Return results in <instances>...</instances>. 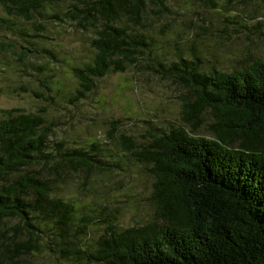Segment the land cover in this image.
Instances as JSON below:
<instances>
[{
  "label": "trees",
  "instance_id": "obj_1",
  "mask_svg": "<svg viewBox=\"0 0 264 264\" xmlns=\"http://www.w3.org/2000/svg\"><path fill=\"white\" fill-rule=\"evenodd\" d=\"M220 1L224 25L215 30L238 33L236 4ZM168 3L0 0V30L9 19H20L33 37L53 19L80 31L91 59L72 68L71 104L109 72L129 68L184 87L190 98L184 106L192 107L183 111L186 122L199 125L203 112L213 116L207 137L182 125L154 126L139 144L132 137L126 146L89 137L64 149L45 118L44 106L57 104L64 94H55L65 90L50 70L54 58L46 47L45 63L32 67L41 86L36 110L0 111V264H24L47 251L74 264H264V58L248 53L222 69L201 62L200 51L183 55L180 45L200 43L213 24L200 17L190 27H171ZM122 162L151 177L153 213L140 225L123 226L114 215L123 205L110 204L113 197L100 194L93 181L97 172ZM89 197L110 205L82 200Z\"/></svg>",
  "mask_w": 264,
  "mask_h": 264
},
{
  "label": "rangeland",
  "instance_id": "obj_2",
  "mask_svg": "<svg viewBox=\"0 0 264 264\" xmlns=\"http://www.w3.org/2000/svg\"><path fill=\"white\" fill-rule=\"evenodd\" d=\"M230 1L236 4V12L239 13L235 18L239 32L232 35L215 30H223L224 18L220 15L224 9L223 1L202 0L190 5V0H171L167 4L171 27H190L192 19L200 17L213 24L206 33H201L200 43L180 45L184 50L183 55L190 57L192 53L200 51V55H197L201 62L222 69L231 67L248 53L264 58V0ZM167 13L163 11V14ZM22 24L20 19H9L6 24H1L0 43L8 52L0 49V111L21 108L32 112L38 106L39 98L35 93H41V86L32 76V67L45 63L47 55L44 49L47 47L54 58L50 70H55V76L61 77L65 90L64 97L57 104L44 106L45 118L48 124H54L51 134L63 144L64 149L80 147L89 137L97 141L115 138L124 146L130 143L132 137L135 138L134 144H139L145 141V129L151 130L154 126L182 125L189 133L194 131L196 135L209 136L208 125L213 122L210 111L202 113L199 125L193 119L188 122L184 120L183 111H192L191 106H184L190 100L184 87L139 75L129 68L124 73L109 72L95 82L87 96L71 104L68 92L75 90L72 68L80 66V59L88 58L90 52L78 36L80 31L71 24L50 19L46 30L38 31L31 37L21 28ZM218 35L222 37L218 38ZM169 54L175 60L177 54L174 46H170ZM26 70H30V73L23 75ZM109 147L110 153H113L115 146ZM150 180L147 171L139 166L131 168L123 162L117 168H105L93 176V181L99 183V193L113 197L109 199L110 204L119 200L123 205L120 216L112 212L123 226L143 224L152 216L153 208L148 201L152 192ZM69 190L75 193L74 188L70 187ZM92 199L103 206L110 205L99 197L82 200L90 202ZM64 262L74 264L58 251H47L43 255L25 259L24 264Z\"/></svg>",
  "mask_w": 264,
  "mask_h": 264
},
{
  "label": "bare ground",
  "instance_id": "obj_3",
  "mask_svg": "<svg viewBox=\"0 0 264 264\" xmlns=\"http://www.w3.org/2000/svg\"><path fill=\"white\" fill-rule=\"evenodd\" d=\"M59 94H64V90H62V91H58L56 94H55V96H57V95H59Z\"/></svg>",
  "mask_w": 264,
  "mask_h": 264
}]
</instances>
